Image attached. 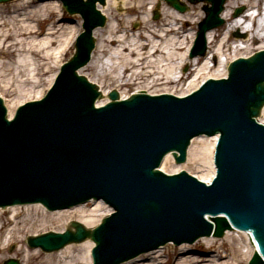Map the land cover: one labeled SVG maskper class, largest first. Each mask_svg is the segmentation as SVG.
<instances>
[{"label":"water","instance_id":"obj_1","mask_svg":"<svg viewBox=\"0 0 264 264\" xmlns=\"http://www.w3.org/2000/svg\"><path fill=\"white\" fill-rule=\"evenodd\" d=\"M60 1L83 21L74 56L45 98L19 108L13 120L0 99V208L41 203L52 211L93 198L115 213L94 229L70 222L74 231L28 237V247L49 253L90 239L93 264H119L169 241L219 238L232 225L251 232L263 258L255 253L248 264H264V126L254 119L264 106V51L236 59L227 79H208L184 98L141 92L117 101L113 90L111 102L96 109L101 93L76 71L90 59L92 32L105 24L96 8L105 0ZM187 1L209 5L192 59L204 55L206 32L223 25L226 0ZM164 2L179 13L188 9L178 0ZM216 134L212 185L156 170L167 153L181 164L191 139Z\"/></svg>","mask_w":264,"mask_h":264},{"label":"bare ground","instance_id":"obj_2","mask_svg":"<svg viewBox=\"0 0 264 264\" xmlns=\"http://www.w3.org/2000/svg\"><path fill=\"white\" fill-rule=\"evenodd\" d=\"M178 1L182 4L185 2L184 0ZM237 1H240L244 10L239 17L234 18L229 14V9ZM163 2L160 0H105L104 5L98 6V10L106 17V24L103 28L94 30L93 37L96 39V47L90 62L85 66L92 72V78L89 81L96 84L102 91L100 101L95 103L96 107L103 106L108 101L107 93L112 89L119 93L120 89L135 86V92L130 93L134 95L137 92L155 94V91L151 93L149 90L158 88L159 92L168 94L174 90L173 85L184 77V73L180 71L181 68L189 66L192 76L186 88L181 89L178 95L184 96L198 87L199 84H195L198 79L202 82L209 78H225L229 62L245 57L253 51L264 50V8H261L264 0H227L221 14L224 20V30L221 34H218V29L208 31L205 37L206 54L194 59H188L187 53L191 48L196 31L193 29L184 31L183 26L185 22L195 23L196 21L191 18L186 19V14L181 16L174 8ZM254 8L257 10L255 15L250 13ZM151 13L162 15L159 25L152 23L149 18ZM63 17V10L57 1L17 0L11 5L8 15L0 18V56L9 60L0 62V90L3 93H9L11 86L16 83L15 88L10 91L19 93L17 98L5 103L9 117L13 115L17 103L31 97L38 99L43 93L40 90L28 91L26 96L20 100L22 85L34 84V74H39L41 69L38 64L34 63V56L45 60L58 58L59 53H62L68 44L72 43L70 42L72 36L70 27L63 23ZM133 22L141 24L142 32L135 34L128 32L129 25ZM41 28L44 32L40 30ZM235 30L245 34L247 38L231 40L230 33ZM55 44L57 46L53 47ZM223 48H226L225 51H222ZM216 57L219 58L217 62L215 61L217 68L214 65ZM6 75H12V79L8 78V81L3 79ZM13 76L21 79L14 80ZM129 95L125 91H120V100L128 98ZM260 116L259 122L264 123V107ZM216 140L217 136L209 140L193 139L188 149L189 158L187 159L194 163V169H196L193 176L203 183L211 182L215 175L212 158ZM183 166L171 165V157L167 155L162 160L160 171L175 174L178 171H184L181 170ZM88 204H91L89 209L85 208ZM88 204L54 212L45 211L40 205L24 206L23 209L29 214L28 219H24L18 226L15 224V218L18 210L22 208H10L7 212L13 226L8 230L7 242L14 241L21 234V237L30 233L35 235L36 232L49 227L47 226L48 220L61 223L73 220L84 229L94 228L103 217L111 212V209L100 201H90ZM39 210L43 213H41V220L38 221L39 224L35 225L32 222L30 211L38 214ZM231 232L228 230L221 239L222 241H219V249L223 244L227 245L226 252L225 250L221 252L225 253L224 257L228 260L218 263L215 259H210L205 263L247 264L250 254L254 251V245L250 237L246 235L247 240L241 237L239 241H236L237 247H235V239ZM240 234L245 235V233ZM201 241L211 248L218 240L210 237L203 238ZM92 245V241L86 240L81 244L65 246L57 252L45 255L42 261L36 264H91ZM164 247L123 264H166L162 260L154 262ZM185 249H187L185 244L177 246L179 253ZM215 257L217 260L222 259L219 252ZM185 258L186 256L181 255L178 258L180 261L176 264L193 263ZM25 259L28 264H32L29 254L25 256Z\"/></svg>","mask_w":264,"mask_h":264},{"label":"rangeland","instance_id":"obj_3","mask_svg":"<svg viewBox=\"0 0 264 264\" xmlns=\"http://www.w3.org/2000/svg\"><path fill=\"white\" fill-rule=\"evenodd\" d=\"M16 1L17 0H14V1L6 3V4H0V18H4V16L8 15V13L11 11V5L14 4ZM184 1H185L184 4H186L188 6V10L185 13H180L181 16H184L183 14H186L185 15L186 19L191 18V19H193V21H196L195 23H192L191 21L185 22L186 24L183 26L184 31H187V29H193V31H196L198 23L205 16L204 11H203L205 4L204 3L203 4L198 3L196 5H189L186 0H184ZM54 2H56V1H54ZM160 2H163V1L160 0ZM226 3H227V0H226ZM226 3L224 5V8L226 6ZM260 5H262V2H260ZM240 7L243 8V6L240 4V1L235 2L234 5H232V7L229 9V14L233 17L234 10L237 8H240ZM261 7L264 8V4ZM119 9L121 10L122 8H119ZM253 10H255V9H253ZM253 10H251L250 13ZM63 15H64L63 23H65V25L70 27L69 30L72 33V36L70 39V42L72 41V43L68 44V46L66 47V49H64V51H62V53H59L60 56L58 58H51V59L45 60V59H42L38 56H34V59H35L34 63L38 64L41 67V69L39 71V74H36V73L34 74V77H35L34 84L31 85V84L27 83V84L22 85V87H21L22 88L21 89L22 94H20L21 95L20 100H22L23 97L26 96V93L28 91L33 92V91L40 90L43 92L42 93V96H43L47 92L50 85L52 84L53 78L56 75V73L58 72L61 64H63L64 62H67L73 56V54H74V40H75L76 36L81 32V23L82 22H81V18L78 15L67 14L64 10H63ZM149 18L151 19L153 24L159 25V23H160L159 21L161 20L162 15L158 16L157 19H154L153 13H151L149 15ZM182 22H184V21H182ZM223 26L224 25L216 28V29H218V34H221V32L224 30ZM40 30L42 32H44L43 28H41ZM128 32L130 34H135L136 32L137 33L142 32L141 24H139V22H133L131 25H129ZM230 38H231V40L237 41L238 39H245L247 37L245 34L235 30V31H232L230 33ZM95 42H96V39H95ZM55 46H57V44H55L53 47H55ZM254 46H255V44H254ZM225 49L226 48H223L222 51H225ZM254 52H256V51H253L252 53H254ZM249 55H247V56H249ZM1 57L2 56H0V62L9 61L8 59L1 58ZM218 60H219L218 57H216V59L214 60V65H216V68L218 66H217V63H215V61L217 62ZM85 66L83 68H85ZM180 71L182 73H184V77H182V79L177 84L173 85V86H175V88H174V90L170 91V94L179 95V93H181V91H182L181 89L186 88V85L192 76L190 73L189 66L188 67L183 66ZM78 73H79V71H78ZM80 74L85 76L88 80H90L92 78V72L90 70H87V68H85V70L80 72ZM8 78L12 79V75H6L3 77V79H5L6 81H8ZM13 78H14V80H20L21 79V78H18L17 76H13ZM22 78H26V77L22 76ZM200 82H201V79H198L195 84L198 85V84H200ZM10 83H11V81H10ZM15 85H16V83L13 84V86H11L10 90L14 89ZM10 90H9V93H3L0 90V97L2 98L4 104L7 103L8 101L18 97L19 93H15V92L12 93ZM134 90H135V86L134 87L130 86L129 88L120 89L121 92L125 91V93H127L128 95L132 92H135ZM158 90H159L158 88H151L149 90V92L155 91L156 92L155 94H161L162 92H159ZM120 91H119V96H120ZM31 100H35V99H33L32 97L26 98V99L22 100V102L17 103L16 106H19L21 103L28 102ZM198 139L209 140L210 138L201 137ZM187 158H189L188 155L186 156V162H185V164L187 165V163H188V165L187 166H185V164L180 165V166L184 165L183 169H181V170H184L187 173L194 175L195 174L194 172L196 170V169H194V163L192 161H189ZM171 165H176L174 163V161L172 160V158H171ZM90 207H91V204H88L85 208L89 209ZM18 208H22V209L18 210L17 217L15 218V224L17 226L20 225L24 219H28L27 216L29 215L27 212H25L23 207H18ZM7 211L8 210H6V211L0 210V235H1V237H0V264H2L3 261L10 259V258L18 260L20 264H28L26 259H25V256L27 254L30 255V261L32 264H36L37 262L42 261V258L45 255H47L46 253H42L39 250H31L26 246L25 239L27 238V236H32L33 235L32 233L23 235L22 237H21V235H22L21 234L19 236V238L17 237L14 241L7 242L9 239L8 230L13 226V225H11V220H9V214ZM41 213H43V212L40 210L38 211V214L31 213V211H30V214H32V222H34L35 225L39 224L38 221L41 220ZM66 224H67V222H62V223L61 222H55V221L51 222L48 220L47 226H49V227H47L44 230L42 229V230L36 232L35 235L42 234V233L49 232V231H54V232L62 231L66 227ZM61 226H62V228H59ZM231 235L235 239V242H234L235 247H237L236 241H239L241 237L243 238V240H245V241L247 240L246 235L240 234V232H237V231H232ZM222 238H219V239L216 238L218 241H216V244H214L213 247H211V248H208L200 239L191 245L185 244V246H187V249H185V251H182L181 253H179V251L177 250V246H175V245L172 246L173 244H171V245L167 244L168 246L165 245L166 247H164V249L160 253V256L155 258L154 262L162 260V262L165 261L166 264H176L177 262L180 261V260L178 261V258L182 255V256H186L187 261L193 262L191 264H204L205 262L210 261V259H215L218 263H221L225 260H228L224 257L225 253L221 252L222 250H225V252H226L227 245L223 244L222 248L219 249V244H220L219 241H222L221 240ZM171 248H172V250H171ZM216 251L222 255V259H220V260L216 259V257H215L217 254ZM183 253H184V255H183ZM251 254H250V256H251ZM139 257H136V258H139ZM229 261L231 262V259ZM240 263H241V261H240ZM142 264H144V263H142ZM205 264H209V263H205Z\"/></svg>","mask_w":264,"mask_h":264}]
</instances>
